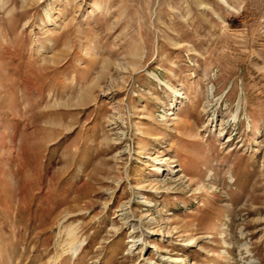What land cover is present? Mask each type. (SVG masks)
<instances>
[{
    "label": "rangeland",
    "instance_id": "374dc122",
    "mask_svg": "<svg viewBox=\"0 0 264 264\" xmlns=\"http://www.w3.org/2000/svg\"><path fill=\"white\" fill-rule=\"evenodd\" d=\"M176 258L264 264V0H0V264Z\"/></svg>",
    "mask_w": 264,
    "mask_h": 264
},
{
    "label": "bare ground",
    "instance_id": "6f19581e",
    "mask_svg": "<svg viewBox=\"0 0 264 264\" xmlns=\"http://www.w3.org/2000/svg\"><path fill=\"white\" fill-rule=\"evenodd\" d=\"M71 240V243L69 242V253H72V255H77L80 252L81 245L79 244L76 236H73ZM175 261L177 264L184 262L183 258H176Z\"/></svg>",
    "mask_w": 264,
    "mask_h": 264
}]
</instances>
